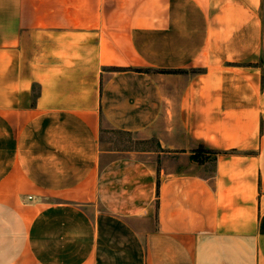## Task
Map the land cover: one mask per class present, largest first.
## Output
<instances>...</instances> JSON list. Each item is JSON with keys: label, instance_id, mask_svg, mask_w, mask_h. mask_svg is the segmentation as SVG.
Here are the masks:
<instances>
[{"label": "crops", "instance_id": "obj_1", "mask_svg": "<svg viewBox=\"0 0 264 264\" xmlns=\"http://www.w3.org/2000/svg\"><path fill=\"white\" fill-rule=\"evenodd\" d=\"M0 264H264V0H0Z\"/></svg>", "mask_w": 264, "mask_h": 264}, {"label": "rangeland", "instance_id": "obj_2", "mask_svg": "<svg viewBox=\"0 0 264 264\" xmlns=\"http://www.w3.org/2000/svg\"><path fill=\"white\" fill-rule=\"evenodd\" d=\"M101 144L102 148L112 152L113 156L132 155L146 160H151V156L143 152H152L156 148L154 140L141 139L138 135L109 130L103 131Z\"/></svg>", "mask_w": 264, "mask_h": 264}]
</instances>
